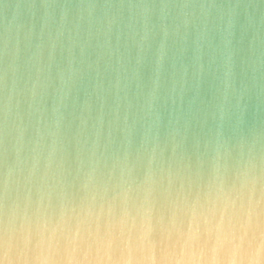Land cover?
<instances>
[{"label": "clouds", "instance_id": "9594fccd", "mask_svg": "<svg viewBox=\"0 0 264 264\" xmlns=\"http://www.w3.org/2000/svg\"><path fill=\"white\" fill-rule=\"evenodd\" d=\"M0 264H264V0H0Z\"/></svg>", "mask_w": 264, "mask_h": 264}]
</instances>
